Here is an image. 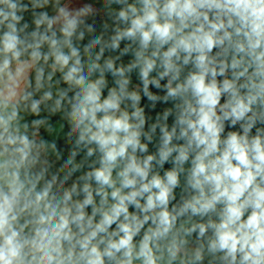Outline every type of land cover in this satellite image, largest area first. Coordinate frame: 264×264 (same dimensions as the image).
<instances>
[{
  "label": "clouds",
  "instance_id": "obj_1",
  "mask_svg": "<svg viewBox=\"0 0 264 264\" xmlns=\"http://www.w3.org/2000/svg\"><path fill=\"white\" fill-rule=\"evenodd\" d=\"M0 264H264V0H0Z\"/></svg>",
  "mask_w": 264,
  "mask_h": 264
}]
</instances>
